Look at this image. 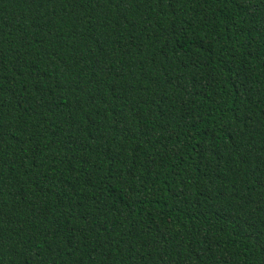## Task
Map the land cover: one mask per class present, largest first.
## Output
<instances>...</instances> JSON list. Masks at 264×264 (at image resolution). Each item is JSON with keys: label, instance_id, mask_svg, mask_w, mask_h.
Masks as SVG:
<instances>
[{"label": "trees", "instance_id": "obj_1", "mask_svg": "<svg viewBox=\"0 0 264 264\" xmlns=\"http://www.w3.org/2000/svg\"><path fill=\"white\" fill-rule=\"evenodd\" d=\"M0 264H264V0H0Z\"/></svg>", "mask_w": 264, "mask_h": 264}]
</instances>
